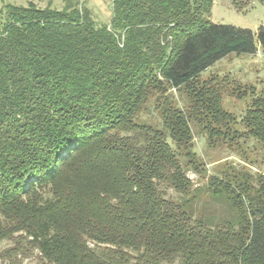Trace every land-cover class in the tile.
I'll use <instances>...</instances> for the list:
<instances>
[{"label":"trees","instance_id":"trees-1","mask_svg":"<svg viewBox=\"0 0 264 264\" xmlns=\"http://www.w3.org/2000/svg\"><path fill=\"white\" fill-rule=\"evenodd\" d=\"M213 2L112 0L109 24L81 0L0 3V264H264V175L188 176L193 128L241 140L218 88L191 86L264 54V26L213 24ZM241 123L264 144V92Z\"/></svg>","mask_w":264,"mask_h":264},{"label":"rangeland","instance_id":"rangeland-1","mask_svg":"<svg viewBox=\"0 0 264 264\" xmlns=\"http://www.w3.org/2000/svg\"><path fill=\"white\" fill-rule=\"evenodd\" d=\"M68 1L0 0V3L27 6L29 2H34L40 8L51 6L63 9ZM81 1L85 2V6L92 12L96 22L100 24L111 22L113 18L112 0ZM209 19L216 25H230L256 33L261 26H264V3L261 0H214ZM191 87L196 90L194 100H198L203 92L218 88L222 97L223 110L237 120L231 123V131L237 132L241 137L239 144H237V139L231 142L230 138L216 143L198 128H193L195 151L198 160L205 165V170L201 174L188 173L194 188H204L210 182L212 174L224 176L233 184L246 181L238 174L245 169L250 168L254 174L259 172L264 175V144L251 136L249 130L241 123L247 109L252 107L253 101L264 92V54L262 51L259 49L256 55L232 54L226 57L203 72ZM190 90L184 89L183 93L172 90L170 96L177 103L180 101L181 107H184L183 100H191V97L187 95ZM168 195L175 200L179 199V194L173 190H170ZM217 206L218 204H213L212 208L218 209ZM8 245L9 243H3L0 251ZM23 264H37V261L28 259L24 260Z\"/></svg>","mask_w":264,"mask_h":264}]
</instances>
